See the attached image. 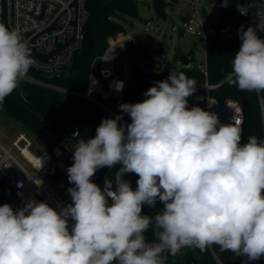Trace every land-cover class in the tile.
<instances>
[{
	"label": "clouds",
	"instance_id": "9594fccd",
	"mask_svg": "<svg viewBox=\"0 0 264 264\" xmlns=\"http://www.w3.org/2000/svg\"><path fill=\"white\" fill-rule=\"evenodd\" d=\"M228 3L223 0L222 6ZM264 16L238 36L231 81L241 91L264 92ZM35 64L17 29L0 23V104ZM197 82L184 72L158 81L122 115L103 119L96 134L72 153L67 189L72 203L60 211L29 200L0 206V264H165L164 253L218 245L248 261L264 255V141L241 143V119L223 124L199 106L188 107ZM117 90H122V84ZM120 164L103 190L96 171ZM36 166L42 167L41 158ZM138 176L137 187L124 180ZM109 198L111 204H109ZM163 204L154 216L144 205ZM69 218L75 221L69 228ZM150 226L155 243H147Z\"/></svg>",
	"mask_w": 264,
	"mask_h": 264
},
{
	"label": "trees",
	"instance_id": "16d2710c",
	"mask_svg": "<svg viewBox=\"0 0 264 264\" xmlns=\"http://www.w3.org/2000/svg\"><path fill=\"white\" fill-rule=\"evenodd\" d=\"M171 1L176 0H152V8L158 17L167 18L166 8L171 5ZM226 2L228 5L223 7V0H219L214 34L205 41L206 75L198 67L174 68L169 62L163 65L164 71L149 70L144 63L150 59V53L146 45L135 38L126 45L125 63L128 81L124 93L106 99L96 94L95 97L110 110L131 119L128 114L120 111L118 107L120 104L141 102L146 99L144 93L156 82L167 79L171 73L184 72L189 78L194 79L197 85L205 80L210 84L222 82L211 93L219 99L230 98L241 103L244 110L241 143H247L250 136H256L263 141L264 115L262 117L260 111L259 95L264 97V92L241 91L234 84L224 80L232 71V61L241 46L238 29L243 25L246 30L248 26H254L259 17L264 16V0H226ZM238 3L245 9L246 15L239 13ZM87 8L89 16L85 25L83 45L75 53L67 73L60 78L52 79L55 84L79 93L87 90L91 72L98 76L96 58L105 50L108 39L125 31L124 23L127 22V17L139 18L138 0H87ZM257 34L264 39V32ZM188 56L190 60L193 59L190 53ZM0 106L11 119L21 123L31 134L49 132L53 140L68 145L71 156L80 140L86 142L95 136V130L103 119L113 118L103 108L84 98L64 95L23 81ZM120 167L121 165L117 164L111 169L104 167L97 170L91 178L92 182L98 184L102 174L107 170L114 182L115 173ZM53 178L66 192L68 188L74 186L69 183L65 174L57 173ZM123 179L128 181L133 189L137 187L138 176L135 173L126 174ZM4 203H7V200L0 192V206ZM162 208L163 204L159 201L155 207L144 205L142 215L154 216ZM145 237L146 242H157L151 226ZM213 250L222 264H264V255L257 261H248L246 257H238L231 251H221L218 245H213ZM164 255L167 256L165 264H218L211 253H201L192 248H182L176 255L167 252Z\"/></svg>",
	"mask_w": 264,
	"mask_h": 264
},
{
	"label": "built area",
	"instance_id": "2783aa9c",
	"mask_svg": "<svg viewBox=\"0 0 264 264\" xmlns=\"http://www.w3.org/2000/svg\"><path fill=\"white\" fill-rule=\"evenodd\" d=\"M183 1L187 5V12L182 15L184 16V30L202 37L205 45L206 39L214 34L210 14L207 15L208 7L202 5V0ZM211 6H213L212 3ZM170 7L171 5L166 8L167 14ZM239 13L246 15L243 7L240 8ZM88 16L87 0H0V23H4L10 29H17L21 33L35 60L34 66L30 68L22 81L52 89L64 95L84 98L97 104L115 118L119 114L107 108L95 97V94L106 99L121 96L124 93L128 81L127 67L125 76L120 77L113 70V62L120 52H126V45L135 39L125 31L109 38L107 47L96 58L99 78L91 72L88 88L84 93L62 87L52 81L67 73L75 53L81 49ZM204 59L205 64L201 70L206 75V54ZM31 72L41 76H36ZM227 77L224 81L232 84ZM120 84H122V90H117ZM221 84L222 82L210 84L207 80L198 84L195 93L187 98L188 107L199 106L206 111L214 112L223 124L233 123V117L237 116L241 119L242 129L244 110L241 103L230 98L219 99L211 93ZM259 106L263 117L264 97L260 95ZM118 123L129 124L131 119L123 117ZM31 145V140L23 133H19L13 140L12 148L5 146L0 140V192L14 210L34 199L38 202H45L60 211L63 205L49 192L43 181L57 173L67 175V168L73 163L70 148L54 140L51 151L43 150L33 153L30 151ZM13 148L18 151V155L12 153ZM25 150L31 153L30 156L25 153ZM38 157L42 160L40 169L36 166ZM106 178L112 180L108 170L102 174L97 184L102 190ZM113 190H115L114 182ZM109 204H111L110 198ZM74 223L75 221L69 218L70 228ZM185 248L196 249L201 253L209 252L218 264H222L213 250V245L204 251L196 247Z\"/></svg>",
	"mask_w": 264,
	"mask_h": 264
},
{
	"label": "rangeland",
	"instance_id": "374dc122",
	"mask_svg": "<svg viewBox=\"0 0 264 264\" xmlns=\"http://www.w3.org/2000/svg\"><path fill=\"white\" fill-rule=\"evenodd\" d=\"M211 3L213 6H211ZM202 5L208 7L207 15L210 14V21L214 25L219 11V0H202ZM241 6L238 3L239 9ZM186 12L187 5L184 1L176 0L172 2L168 10L167 18L163 19L158 17L153 10L152 0H138L139 18L127 17V22L124 23V29L127 34L137 38L146 45L151 56L144 63L146 68L153 72L164 71L165 68L163 65L165 62L171 63L174 68H180L183 66L181 56H188L190 53L193 59L190 60L189 67L195 66L200 70L203 69L205 64L203 39L196 34H191L184 30V19L182 15H185ZM113 70L120 77L125 76V53L120 52L115 57ZM19 133L25 134L31 140L32 145L30 151L33 153H39L43 150L51 151L53 149L54 140L49 132H43L38 135L31 134L21 123L11 119L0 106V140H2L5 146L12 148V142ZM12 153L18 155V151L14 148L12 149ZM43 182L46 184L49 192L63 207L72 203L69 194L53 177Z\"/></svg>",
	"mask_w": 264,
	"mask_h": 264
},
{
	"label": "water",
	"instance_id": "95a60500",
	"mask_svg": "<svg viewBox=\"0 0 264 264\" xmlns=\"http://www.w3.org/2000/svg\"><path fill=\"white\" fill-rule=\"evenodd\" d=\"M181 60H182V67H189L190 65V56H186V55H182L181 56Z\"/></svg>",
	"mask_w": 264,
	"mask_h": 264
},
{
	"label": "bare ground",
	"instance_id": "6f19581e",
	"mask_svg": "<svg viewBox=\"0 0 264 264\" xmlns=\"http://www.w3.org/2000/svg\"><path fill=\"white\" fill-rule=\"evenodd\" d=\"M25 153H26L28 156H30V154H31L28 150H25Z\"/></svg>",
	"mask_w": 264,
	"mask_h": 264
}]
</instances>
